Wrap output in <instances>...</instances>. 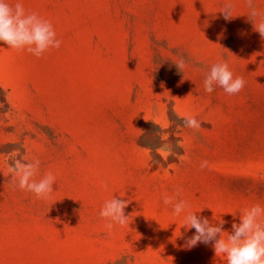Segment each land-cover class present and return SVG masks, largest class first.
<instances>
[{
  "label": "rangeland",
  "instance_id": "1",
  "mask_svg": "<svg viewBox=\"0 0 264 264\" xmlns=\"http://www.w3.org/2000/svg\"><path fill=\"white\" fill-rule=\"evenodd\" d=\"M18 2L61 46L37 58L0 42V264H227L211 245L184 247L195 229L162 198L181 187L177 199L229 234L264 206V40L247 0ZM220 60L245 79L238 94L204 90ZM21 158L40 161L35 180L55 176L49 199L13 180ZM113 198L130 218L109 231Z\"/></svg>",
  "mask_w": 264,
  "mask_h": 264
},
{
  "label": "clouds",
  "instance_id": "2",
  "mask_svg": "<svg viewBox=\"0 0 264 264\" xmlns=\"http://www.w3.org/2000/svg\"><path fill=\"white\" fill-rule=\"evenodd\" d=\"M250 10L248 20L254 31L264 40V11L258 10L254 0H247ZM235 5L226 3L221 12L226 21L233 19ZM0 42L8 48L23 51L27 50L37 58L50 49H59L61 41L56 38L52 23L41 18L37 13H26L22 3L12 5L8 0H0ZM179 72H183L186 62L183 57L175 62ZM204 90L214 91L215 86L223 88L228 95L238 94L246 86L243 77H235L226 61L220 60L210 67L203 81ZM190 95V94H189ZM184 126L198 131L201 123L194 117H186ZM184 159V157H181ZM209 166L207 160L200 163L203 170ZM40 169V161L28 163L21 159H14L9 164V172L13 180L18 182L21 190L34 193L38 199H49L53 192L55 176L48 172L39 181L35 180ZM105 190L107 182H102ZM183 189L178 187L173 196L164 195L163 204L171 205L172 214L184 216V225L187 229H195L194 235L185 240L184 247L191 249L198 244L211 245L216 257L225 256L227 264H264V206L257 203L245 208L240 213V223L231 225L230 234L223 230L225 221L221 220L213 225L207 217H200L191 211L190 205L181 196ZM129 201L113 198L103 205L100 216L108 221L106 228L111 231L114 225L121 227L128 224L130 215L126 216L125 209ZM228 233L225 238L224 234Z\"/></svg>",
  "mask_w": 264,
  "mask_h": 264
}]
</instances>
